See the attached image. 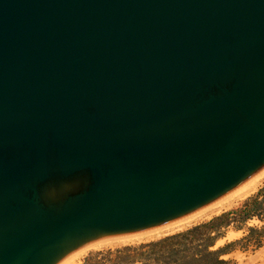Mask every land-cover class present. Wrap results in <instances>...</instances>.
I'll use <instances>...</instances> for the list:
<instances>
[{
    "label": "water",
    "instance_id": "95a60500",
    "mask_svg": "<svg viewBox=\"0 0 264 264\" xmlns=\"http://www.w3.org/2000/svg\"><path fill=\"white\" fill-rule=\"evenodd\" d=\"M264 167V0H0V264H57Z\"/></svg>",
    "mask_w": 264,
    "mask_h": 264
},
{
    "label": "trees",
    "instance_id": "16d2710c",
    "mask_svg": "<svg viewBox=\"0 0 264 264\" xmlns=\"http://www.w3.org/2000/svg\"><path fill=\"white\" fill-rule=\"evenodd\" d=\"M248 202L251 206L247 208ZM259 204L260 201L252 195L244 200L241 208L235 210L242 214H231L234 212L231 210L222 212L207 221L137 244L107 250L104 254H114L117 264H134L137 260L140 264H230L222 255L232 249L230 246L235 240L217 247H213L214 242L223 234L229 219L240 217L244 221L253 215L264 219V213H258ZM212 226L215 229L213 234ZM247 229L250 231L253 227L248 226Z\"/></svg>",
    "mask_w": 264,
    "mask_h": 264
},
{
    "label": "rangeland",
    "instance_id": "374dc122",
    "mask_svg": "<svg viewBox=\"0 0 264 264\" xmlns=\"http://www.w3.org/2000/svg\"><path fill=\"white\" fill-rule=\"evenodd\" d=\"M252 195H255L256 199L260 201L258 213L259 212L264 213V177H263L260 182V185H258L255 190L248 193L244 197L238 199L232 205L228 206L226 209H222L221 211L215 214H210V215L204 214L200 218L194 220L195 222L192 221L180 229L190 227L202 221H207L215 215L230 210L234 211L231 214H242L236 212L235 210L241 208L243 206L244 200ZM249 206H251V202H248L247 208ZM228 222L229 224L224 228L223 234L215 240L213 247H217L218 245H221L227 241L235 240V242L230 246L232 249L229 252H226L222 255V257L227 259L230 262V264H264V219H259L257 216L253 215L244 221L240 217H236L235 219H229ZM248 226H252L253 229L248 231L247 229ZM213 228L214 227L212 226L211 234L215 232V229ZM146 240L149 239H144L136 242L118 243L115 245H105L99 248L89 249L85 254L78 257L76 264H117L115 263L114 260V254L106 255L104 254V252H106L107 250L122 248L127 245L137 244L141 241H146ZM134 264H140V262L137 260Z\"/></svg>",
    "mask_w": 264,
    "mask_h": 264
},
{
    "label": "bare ground",
    "instance_id": "6f19581e",
    "mask_svg": "<svg viewBox=\"0 0 264 264\" xmlns=\"http://www.w3.org/2000/svg\"><path fill=\"white\" fill-rule=\"evenodd\" d=\"M263 177H264V167L255 174H253L251 177L246 179L244 182L239 184L237 187L232 189L227 194L223 195L213 203L191 214H188L186 216L173 220L169 223L157 226L149 230L128 233L118 236L104 237L88 242L80 246L79 248L75 249L71 253H69L65 258H63L57 264H76L78 257L85 254L89 249L99 248L105 245H115L118 243L136 242L144 239H151L175 231L177 229H180L185 225H187L188 223L196 220L197 218H200L204 214H208V215L215 214L221 211L222 209H226L228 206L232 205L238 199L244 197L248 193L255 190L256 187L260 185V182Z\"/></svg>",
    "mask_w": 264,
    "mask_h": 264
}]
</instances>
